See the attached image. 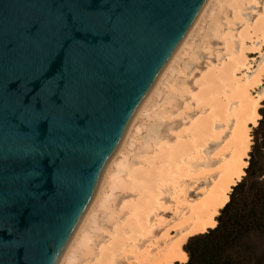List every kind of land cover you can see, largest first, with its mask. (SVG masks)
<instances>
[{
	"label": "water",
	"instance_id": "1",
	"mask_svg": "<svg viewBox=\"0 0 264 264\" xmlns=\"http://www.w3.org/2000/svg\"><path fill=\"white\" fill-rule=\"evenodd\" d=\"M216 0H0V264H66Z\"/></svg>",
	"mask_w": 264,
	"mask_h": 264
},
{
	"label": "bare ground",
	"instance_id": "2",
	"mask_svg": "<svg viewBox=\"0 0 264 264\" xmlns=\"http://www.w3.org/2000/svg\"><path fill=\"white\" fill-rule=\"evenodd\" d=\"M251 1L256 2L216 0L205 19H211L214 34L223 41L225 58L207 62V69L200 71L196 79L197 90L187 85L177 88V76L183 73L178 62L193 50V38L200 25L142 119L165 113L167 105L158 100L163 90L189 93L193 106L187 101L185 107L195 109V116L172 131V141L149 145L151 150L133 167L128 158L141 129L138 125L125 155L116 160L88 218L87 230L81 233L66 264L185 263L188 255L183 245L187 239L216 226V217L228 202L232 187L245 174L252 144L250 130L257 125L264 99V0L262 10L250 22L240 9ZM222 2L234 12L231 18L224 14L227 24L243 21L237 36L233 27L222 30L214 16V7L220 8ZM251 54L258 57L255 64L250 61ZM205 180L208 184L191 198L190 192L195 189L190 182ZM115 191L126 197L117 210L112 204ZM98 213L111 224L110 229L98 222ZM168 213L172 221L164 216ZM172 231L176 237L170 238Z\"/></svg>",
	"mask_w": 264,
	"mask_h": 264
},
{
	"label": "rangeland",
	"instance_id": "3",
	"mask_svg": "<svg viewBox=\"0 0 264 264\" xmlns=\"http://www.w3.org/2000/svg\"><path fill=\"white\" fill-rule=\"evenodd\" d=\"M262 1L263 0H256L257 3L253 2V1L246 2L245 4H243L241 6V9H240V13L242 12L241 15L244 16L245 18L247 17L246 19L248 21H250V22L253 21L256 18L257 13L260 12V10H262L261 9L262 3H263ZM247 3H252V4H247ZM254 3H256L257 6ZM221 6H220V8H218V6L214 7L215 18L218 20V22L221 23V29L222 30H225V28L227 29L228 27H230V28L233 27L231 29L233 30L234 34L237 36V32L242 28L243 21L239 20L238 22H232L233 24L232 23L231 24L233 26L231 24L230 25L227 24L226 17L227 18L233 17L234 12H232L233 9L232 10L230 9L232 7L230 5H228L226 2H224ZM258 6H260V7H258ZM242 7H244V9H242ZM221 10L223 13L221 12ZM224 14L227 16L225 17ZM210 21H211L210 18H206L205 21L202 22V24H201L202 28L199 31H197V33L195 34V36L193 38V50L187 54L188 57L184 56L178 62L179 68H181L183 70V73H181L177 76V80H176L177 88H181L182 85H187V87L190 90H192V91L197 90L196 88H198V85L196 83V79H197V77L200 76L199 75L200 71L202 73L204 71V68L206 70L208 67L207 64L210 63V61L213 63H217V62H219L218 61L219 58H225V56H226L225 47H223L224 46L223 41H221V39H219L214 34V32L212 30L213 24ZM234 21H236V19H234ZM205 24H207L206 27H205ZM214 36H215V38H214ZM262 48L264 51V46H262ZM205 49H206V51H205ZM207 51L210 52L211 54L208 53ZM218 55H220V56H218ZM193 56H194V58H193ZM251 56L253 59L250 61H252V64L253 63L255 64L256 63L255 59L257 60L258 57L255 54H251ZM206 65H207V67H206ZM181 75H183V76H181ZM166 92H167L166 90H163L161 92L160 96L158 97V100H160V102H162V101L165 102L164 103L165 107L167 105V108H165L166 109L165 113L158 115L157 117H154V119L153 118L152 119H150V118L141 119V121H140L141 123H139L140 128H141L139 130V132L137 133L139 136L137 134L135 135L136 136L135 141H134L135 143H133L134 145H132V147L130 148L131 151L129 152V155H131V156H129V158H128L130 161V164L133 167L136 166L140 162V157L142 155H144L146 151L151 150V147L149 145L157 146L161 141H163L165 139L172 141L174 139V137L171 134L172 131H174L176 129L177 130L180 129V127L184 126L190 118L195 116V109L193 110V108L191 107V110H190V109H186V107H185V104L187 101L188 102L190 101V104L193 102L190 98L189 93L186 94V92L181 93L178 91H170L167 93ZM171 92H173V93H171ZM262 101L260 102L259 108L262 107ZM192 106H193V103H192ZM185 110L189 114H187V112ZM166 113L168 114V116H166L167 115ZM186 117H187V119H186ZM169 118H171V119H169ZM143 120H144V122H143ZM252 130H253V128L250 130V136H251V141L253 142ZM136 139H138V141L139 140L140 141L137 142ZM262 153L264 155V148L261 150V154ZM248 156H249V154H248ZM248 160H249V157H248ZM263 168H264V162H263ZM262 178H264V176H262ZM190 183L192 184L191 186H194L193 188L195 190L190 192L189 196L191 198H195L199 195L196 193V190L200 189L202 186L207 185L208 180L200 181V182H197L196 184L194 182H190ZM114 194H115L114 195V201L112 202V204H113V207L117 210L120 207L122 201L126 199V197L120 191H115ZM195 194H196V196H195ZM100 216H101V214L98 215V219H101L100 221L98 220V222L100 224L105 223L103 226L110 229L111 224L109 222H107L106 218L103 215L101 217ZM164 216L169 221H172V219H173L172 215L170 213H168ZM161 232H162V230L156 232L155 235L157 234L156 236H159ZM175 233H176L175 231H172L170 234V238L176 237ZM250 251H252V255H251ZM239 253H240V255L238 257L241 261V264H251L257 258H264V233L254 234L249 239L243 240L242 246H241V251Z\"/></svg>",
	"mask_w": 264,
	"mask_h": 264
},
{
	"label": "trees",
	"instance_id": "4",
	"mask_svg": "<svg viewBox=\"0 0 264 264\" xmlns=\"http://www.w3.org/2000/svg\"><path fill=\"white\" fill-rule=\"evenodd\" d=\"M258 112L245 175L232 187L216 226L187 239L183 248L188 260L181 264H241L238 256L243 240L264 233V100ZM251 264H264V258Z\"/></svg>",
	"mask_w": 264,
	"mask_h": 264
}]
</instances>
